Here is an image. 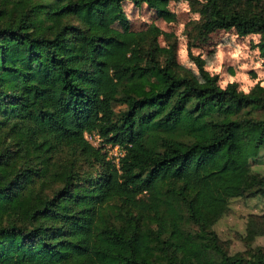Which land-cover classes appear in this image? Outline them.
<instances>
[{
  "label": "trees",
  "instance_id": "obj_1",
  "mask_svg": "<svg viewBox=\"0 0 264 264\" xmlns=\"http://www.w3.org/2000/svg\"><path fill=\"white\" fill-rule=\"evenodd\" d=\"M128 1L176 20V0H0V264H264L214 230L264 195V87L182 66L156 25L117 29ZM197 11L201 40L259 34L264 56L260 0Z\"/></svg>",
  "mask_w": 264,
  "mask_h": 264
},
{
  "label": "rangeland",
  "instance_id": "obj_2",
  "mask_svg": "<svg viewBox=\"0 0 264 264\" xmlns=\"http://www.w3.org/2000/svg\"><path fill=\"white\" fill-rule=\"evenodd\" d=\"M203 2L172 1L170 9L176 14V20L167 22L146 4L137 6L128 1L124 4V16L118 17L115 27L129 32L147 30L156 25L165 32L159 37L162 46L177 45L178 60L182 66L198 74L191 55L200 56L205 67L219 76L223 88L231 82L238 83L245 92L257 86L264 87L261 36L251 34L240 37L234 30H220L201 40L198 37L201 15L197 9ZM260 4L263 6L264 0H260ZM123 108L117 106L116 110ZM252 168L264 175V147L259 157L252 160ZM229 206L228 213L214 225V230L230 255L250 257L253 249L264 248V195L234 198Z\"/></svg>",
  "mask_w": 264,
  "mask_h": 264
},
{
  "label": "built area",
  "instance_id": "obj_3",
  "mask_svg": "<svg viewBox=\"0 0 264 264\" xmlns=\"http://www.w3.org/2000/svg\"><path fill=\"white\" fill-rule=\"evenodd\" d=\"M116 156L118 161L120 157L124 156V152L120 151L119 146H116L112 151H111V157Z\"/></svg>",
  "mask_w": 264,
  "mask_h": 264
}]
</instances>
